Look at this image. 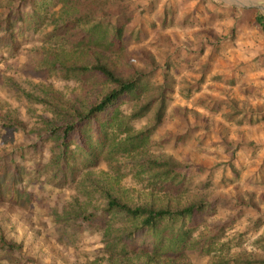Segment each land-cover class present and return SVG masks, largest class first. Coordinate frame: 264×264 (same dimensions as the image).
Returning a JSON list of instances; mask_svg holds the SVG:
<instances>
[{"label": "rangeland", "instance_id": "1", "mask_svg": "<svg viewBox=\"0 0 264 264\" xmlns=\"http://www.w3.org/2000/svg\"><path fill=\"white\" fill-rule=\"evenodd\" d=\"M127 1L129 8L126 12L119 13L117 9L109 12L111 21L126 31V51L118 56L107 55L108 62L124 77L142 71L146 75L144 82H147V87H154L148 95L164 82L166 65L169 62L175 65L173 75L167 74L172 88L168 86L169 104L163 125L142 148L128 154L118 152L120 154L108 160L101 157L97 167L80 169L76 177L80 186H41L39 181H44V177H37L38 183L29 189V193L32 190L36 193L30 204L0 202V229L8 240L22 245L20 264H155L140 254L122 256L118 252L111 253L109 247L116 241V233L108 237L97 224L88 230L85 215L106 205L100 191H108L132 206L183 208L193 203L217 201L218 210L212 216H205L207 227L200 228H207L204 231L208 235L216 231L217 225L227 223L225 235L215 250L222 248V254L235 256L243 248L263 258L264 244L257 241L264 235V220L255 229L252 220L258 215L254 211L245 210L243 215L236 216L234 222H228V218L234 212L236 196L242 197L247 193L244 187L251 184L256 195L264 194V153L257 151L255 165L241 170L246 175L253 169L256 181L250 183L249 179L241 177L239 180L244 185L234 187L233 183L230 184V174L227 178L226 171L223 173L220 167L212 166L201 148L202 144H197L193 125L199 119L194 121V115L185 108L192 101L180 98L179 93L186 90L188 82L179 80V75L187 63L185 57L189 52L197 53L204 45V38L216 35L228 39L220 49L264 47V35L253 24L257 12L264 15V0ZM9 8L31 12L34 6L21 0H0V16ZM53 29L52 26L42 29L40 34L27 32V39L12 56L4 50L0 52V115L19 120L29 131H47L51 126L70 122V114L63 112L62 104L85 112L111 88L98 75L73 76L61 70L63 65L75 67L89 62L70 43L61 42L62 37L45 40L44 33H52ZM211 48L209 43L205 45L206 50ZM206 59L212 60L210 56ZM203 90L205 87L191 88L192 99L197 97V91ZM226 91L227 98L235 95L232 88ZM255 95L258 94L254 92ZM135 104L130 99L120 102L127 115ZM2 123L0 118V127ZM149 124L150 117L131 122L136 132L143 131ZM46 139L44 136L37 142L38 147L45 146L43 162H46L50 148V144L43 143ZM29 140H32L31 136ZM25 142H28L27 135L22 131L3 132L0 157ZM198 149L201 150L198 152ZM148 161L174 162L177 166L175 173L180 177L178 184H164L157 180L155 172L147 165ZM23 166L29 167L28 162ZM25 180L29 178L25 177ZM54 209L80 214L79 227L84 231H76L71 239H60L52 217ZM115 219L117 222L112 229L119 235L124 223L120 216L116 215ZM186 260L191 264H210L211 258L201 256L199 249H194L187 253ZM6 262L18 264L16 261Z\"/></svg>", "mask_w": 264, "mask_h": 264}, {"label": "trees", "instance_id": "2", "mask_svg": "<svg viewBox=\"0 0 264 264\" xmlns=\"http://www.w3.org/2000/svg\"><path fill=\"white\" fill-rule=\"evenodd\" d=\"M21 2L32 4L34 8L31 12L9 8L6 14L0 16V52L4 50L12 56L27 39V32L40 34L42 29L52 26L54 28L52 33H44L45 40L51 41L53 38L57 40L55 37H62L61 42L70 43L73 49L85 55L89 62L75 67L63 65L61 70L73 76L98 75L111 87L98 103L85 112L61 103L63 112L70 114L71 121L51 126L47 131H29L19 120L0 115L3 122L0 137L3 132L12 134L22 131L26 133L28 141L0 157V202L6 200L11 204L20 202L19 204L28 205L36 198V193L33 190L29 193V189L38 183L37 177H44V181H39L41 186L47 184L58 188L66 184L80 186L81 183H76L80 169L90 170L97 167L101 157L108 160L114 158L116 154H128L142 148L163 125L169 104L168 86L172 88L167 74H171L168 70L175 65L171 62L166 65L164 82L156 87L155 92L148 95L154 87H147V82H144L146 75L142 71L124 77L108 62L107 55L118 56L126 51V31L123 26L111 21L109 12L112 9H117L119 13L126 12L129 8L127 0H21ZM54 9L56 10L53 11ZM253 24L264 35V15L261 12L256 13ZM226 41L228 39L216 35L210 39L204 38V45L198 52L205 53L207 43L211 45V50H219L221 44ZM190 86L186 87L188 95L192 93L190 89L193 87ZM123 99L136 102L129 115L121 109L120 102ZM229 103H233L235 115H242L243 119L246 117L243 115L245 113L243 101V108L240 111L238 110L240 101L231 100ZM147 117H150L149 126L143 131L136 132L131 122ZM28 135L32 140H29ZM44 136L47 139L43 143L50 144L46 162L42 161L45 146H37V142L42 141ZM24 162H28L29 167L23 166ZM147 165L155 172L157 180L164 184H178L180 177L175 173L177 166L174 162L148 161ZM231 170L235 174L238 172L233 165ZM25 177L29 180L26 181ZM238 177L235 180H238ZM100 192L106 201L105 207L88 213L85 220L89 225L88 230L97 224L106 231L108 237L111 233H116V241L109 247L111 253L118 252L122 256L140 254L155 264H191L186 260L187 253L199 249L201 256L211 258L210 264H264V257L249 253L243 248H240V252L235 256L222 254L220 251L222 248L215 250L225 235L227 223L217 225L216 231L208 235L204 231L207 228L200 230L203 226L207 227L205 216H212L218 210L217 201L193 203L183 208L132 206L108 191L102 189ZM256 194L254 191L247 192L242 197L236 196L232 209L234 212L230 214L228 222L236 221V216L243 215L245 210H251L258 215L252 220L254 228L258 229L264 220V194ZM52 214L60 239H71L76 231H84L79 227L80 214L75 215L67 209L62 212L54 209ZM116 215L120 216L124 223L119 235L112 229L117 222ZM257 242L260 245L264 244V235L260 236ZM22 250V245L8 240L0 229V264H6V260L8 263L16 261L20 264Z\"/></svg>", "mask_w": 264, "mask_h": 264}, {"label": "crops", "instance_id": "3", "mask_svg": "<svg viewBox=\"0 0 264 264\" xmlns=\"http://www.w3.org/2000/svg\"><path fill=\"white\" fill-rule=\"evenodd\" d=\"M207 56L212 60H205ZM185 58L187 63L182 67L179 80H187L196 90L205 87L202 92L197 91L195 99L184 89L179 93L180 98L192 101L185 108L194 115V121L199 119L193 125L197 144H202L212 166L226 171L227 178L230 174L229 183L234 187L244 185L239 180L241 177L249 179L250 183L256 181L253 169L246 175L241 170L255 165L257 151L264 153V47L206 50L203 54L188 53ZM173 70L172 66L168 72L173 75ZM230 88L235 95L227 98L226 90ZM254 92L258 95L253 96ZM231 100L240 101L239 111L243 108L242 101L245 103L244 119L234 114ZM231 165L240 172L239 177L238 172H232ZM250 185L244 187L245 192H254Z\"/></svg>", "mask_w": 264, "mask_h": 264}]
</instances>
